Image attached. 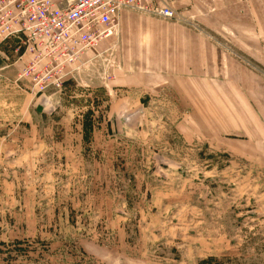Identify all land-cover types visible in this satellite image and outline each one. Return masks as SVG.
<instances>
[{"label":"rangeland","instance_id":"1","mask_svg":"<svg viewBox=\"0 0 264 264\" xmlns=\"http://www.w3.org/2000/svg\"><path fill=\"white\" fill-rule=\"evenodd\" d=\"M118 35L43 96L0 43V264H264V147L206 135L170 87L118 88Z\"/></svg>","mask_w":264,"mask_h":264},{"label":"crops","instance_id":"2","mask_svg":"<svg viewBox=\"0 0 264 264\" xmlns=\"http://www.w3.org/2000/svg\"><path fill=\"white\" fill-rule=\"evenodd\" d=\"M171 6L189 22L121 13L115 44L123 71L117 87L146 92L170 87L187 100L188 109L197 115V128L206 129V135L245 142L253 137L250 143L264 147V77L232 51L264 67V0H174ZM20 56L16 64L22 71L31 56ZM87 56L84 53L81 62ZM82 70L67 65L72 73L63 90ZM18 81L32 88L30 81ZM230 104V110L223 108Z\"/></svg>","mask_w":264,"mask_h":264},{"label":"built area","instance_id":"3","mask_svg":"<svg viewBox=\"0 0 264 264\" xmlns=\"http://www.w3.org/2000/svg\"><path fill=\"white\" fill-rule=\"evenodd\" d=\"M173 1L0 0V43L17 40L23 55L31 56L18 79L30 81L35 93L61 91L72 73L67 65L79 63L101 39L116 36L123 11L179 21Z\"/></svg>","mask_w":264,"mask_h":264},{"label":"trees","instance_id":"4","mask_svg":"<svg viewBox=\"0 0 264 264\" xmlns=\"http://www.w3.org/2000/svg\"><path fill=\"white\" fill-rule=\"evenodd\" d=\"M212 260H214V259H210L209 261H212Z\"/></svg>","mask_w":264,"mask_h":264},{"label":"bare ground","instance_id":"5","mask_svg":"<svg viewBox=\"0 0 264 264\" xmlns=\"http://www.w3.org/2000/svg\"><path fill=\"white\" fill-rule=\"evenodd\" d=\"M117 35H118V34H117ZM117 35H116V36H117Z\"/></svg>","mask_w":264,"mask_h":264}]
</instances>
